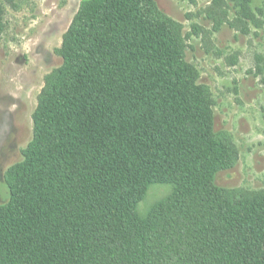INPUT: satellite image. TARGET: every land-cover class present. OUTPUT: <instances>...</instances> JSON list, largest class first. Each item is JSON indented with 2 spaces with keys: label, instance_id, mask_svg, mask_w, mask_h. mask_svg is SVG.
I'll use <instances>...</instances> for the list:
<instances>
[{
  "label": "trees",
  "instance_id": "obj_1",
  "mask_svg": "<svg viewBox=\"0 0 264 264\" xmlns=\"http://www.w3.org/2000/svg\"><path fill=\"white\" fill-rule=\"evenodd\" d=\"M182 30L155 0L82 2L5 176L0 264H264V191L216 185L238 153Z\"/></svg>",
  "mask_w": 264,
  "mask_h": 264
},
{
  "label": "rangeland",
  "instance_id": "obj_2",
  "mask_svg": "<svg viewBox=\"0 0 264 264\" xmlns=\"http://www.w3.org/2000/svg\"><path fill=\"white\" fill-rule=\"evenodd\" d=\"M83 1L0 0V204L8 199L7 171L33 139L38 97L62 65L57 51ZM155 1L182 27L187 60L212 94L214 128L238 153L216 185L236 194L264 191V0L251 1L250 18L236 14L229 1ZM170 193L169 186H152L141 214Z\"/></svg>",
  "mask_w": 264,
  "mask_h": 264
}]
</instances>
